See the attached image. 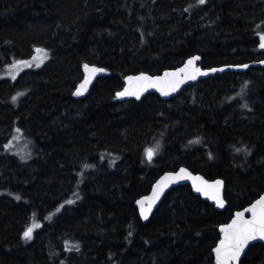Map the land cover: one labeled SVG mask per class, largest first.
Masks as SVG:
<instances>
[{
	"label": "trees",
	"instance_id": "16d2710c",
	"mask_svg": "<svg viewBox=\"0 0 264 264\" xmlns=\"http://www.w3.org/2000/svg\"><path fill=\"white\" fill-rule=\"evenodd\" d=\"M259 32L264 0H0V73L36 48L49 53L41 68L0 79V264L212 263L219 226L264 191V67L168 101L116 94L129 75L193 56L204 69L263 60ZM85 64L106 74L78 99ZM16 129L29 159L6 150ZM179 167L222 180L226 208L180 186L142 222L135 201ZM240 264H264V246Z\"/></svg>",
	"mask_w": 264,
	"mask_h": 264
},
{
	"label": "snow or ice",
	"instance_id": "6c2138e0",
	"mask_svg": "<svg viewBox=\"0 0 264 264\" xmlns=\"http://www.w3.org/2000/svg\"><path fill=\"white\" fill-rule=\"evenodd\" d=\"M200 4H204L205 0H198ZM259 27V26H258ZM260 44L259 47L264 49V32L258 33ZM36 53H44L46 58V51L44 49L37 48ZM199 57H192L189 59L185 66L177 69L174 72L165 71L162 76H149L144 73H141L138 76L127 77V81L129 82V87L124 88L123 91L117 92V97H125V96H135L137 99L140 98L142 92L146 91L148 88L157 89L161 95L167 96L170 92L176 91V89L180 86V84L184 83L185 80H195L197 75H206V72H202L200 68L196 67L194 62L198 60ZM33 60H41L38 56H34ZM27 64L25 61H17L15 65L11 67L15 68L16 65ZM30 66V65H29ZM39 67V63L36 65ZM85 78L79 84L76 91L73 93L75 96L83 95L84 91L87 90L88 84L91 82V77L97 72H103L104 69L89 67V65L85 64ZM240 67H247V65H242ZM223 69H220L222 71ZM211 71L215 72L217 69H211ZM16 76L13 75L12 79H15ZM24 93H17V96L23 95ZM15 102L17 97H12ZM246 107L247 105H243ZM17 132L20 129H16ZM199 138L194 141H190V143H199ZM7 148L8 145H5ZM157 148L159 145L156 146ZM237 151H241V149H237ZM145 154L149 160L152 159L154 155V149H146ZM92 167L91 165L85 164L84 168ZM190 177V174L187 173L186 169L181 168L178 173L175 174H166L164 178H162L161 182H158L157 185L153 188V195L151 197H145L141 200L137 201V204L141 206L140 214L144 219L148 218V212L151 211L152 204L159 198L160 193L163 191V188L167 186V182L173 181L175 179H184L185 175ZM193 179V186L195 187L197 192H205L206 194L209 191H212L211 198L217 200L219 206L223 207V202L219 200L218 195L215 194L218 191L219 185L222 183L217 180L214 184H208L207 181H203L200 177H195ZM201 181L200 185L196 184V181ZM19 199V197H17ZM145 200L149 201L147 207L144 206ZM68 203H72V201H68ZM244 212H248L251 214V218L246 219L244 217ZM35 227H39L38 224H33L26 228L23 233V237L28 240L32 238V233ZM220 232L223 234L222 239H220L218 245L213 249L215 253V264H232V262L238 260L241 256V253L244 251L245 247L249 244V241L256 240L259 238L260 240H264V195H261L259 199H257L250 207L245 209L244 211L237 212L235 214V218L231 221L230 224L221 226ZM131 235V233H129ZM68 242H66L67 245ZM72 247L78 250V245H72Z\"/></svg>",
	"mask_w": 264,
	"mask_h": 264
},
{
	"label": "water",
	"instance_id": "95a60500",
	"mask_svg": "<svg viewBox=\"0 0 264 264\" xmlns=\"http://www.w3.org/2000/svg\"><path fill=\"white\" fill-rule=\"evenodd\" d=\"M260 50L264 53V49L260 48ZM193 57H199V56H193ZM192 57L188 58L181 66H179L178 68H175V69H167V70H164L161 74L159 75H156V76H162L164 74L165 71H169V72H174L176 71L177 69L179 68H182L185 66L186 62L191 59ZM199 59L196 60L194 62L195 66L200 68L202 72H206L207 74L206 75H197L196 76V79L195 80H185L184 83L180 84V86L176 89V91L174 92H170L169 95L167 96H164V95H161V93L155 89V88H148L146 91L142 92L141 95H140V98L137 99L135 96H125V97H117V99L121 102H125V101H128V100H135V101H140L142 97L148 95V94H155L159 97L160 100L162 101H168V100H171L172 98L178 96L185 88L187 87H190V86H193L195 84H197L199 81L201 80H205V79H208V78H211V77H214L216 75H221V74H226V73H242L244 71H246L247 69L249 68H252V67H264V59L263 60H260L258 62H254V63H249V64H243V65H247V67H240L242 65H235V66H221V67H213V68H207V69H204V68H201L197 65ZM88 65V64H87ZM89 67H96V68H100V67H97V66H94V65H89ZM103 69V68H102ZM211 69H217V71L213 72L211 71ZM220 69H223L222 71H220ZM82 71V79L81 81L76 85V88L74 90V92L76 91L77 87L79 86V84L84 80L85 78V70H84V67H82L81 69ZM106 74V71L104 70L103 72H97L95 73L92 77H91V82L88 84L87 86V90L84 91L83 95H80V96H75L76 98L78 99H81L83 97H85L91 87L93 86V84L95 83V81L99 78V77H102ZM141 74V73H140ZM140 74H136V75H129V76H132V77H135V76H138ZM146 74V73H144ZM146 75H149V74H146ZM127 76V77H129ZM151 76V75H149ZM126 77V78H127ZM155 77V76H153ZM124 78L123 80V87L120 91H123L124 88L126 87H129V82L127 81V79ZM119 91V92H120ZM183 168V169H186L187 170V173L190 174V177L186 174L185 175V178L184 179H175L173 181H170V182H167V186L163 188V191L160 193L159 195V198L155 201V203L152 204V207H151V211L148 212V218L147 219H144L141 214H140V208L141 206L137 204V201L138 200H141L145 197H151L153 195V188L157 185L158 182H161L162 181V178H164L166 176V174H175V173H178L180 171V169ZM195 177H200L202 178L203 181H207L208 184H214L217 180H208L206 179L205 177H203L202 175L200 174H197V173H193L191 172L189 169H187L186 167H179L178 169H176L175 171H170V172H165L163 173L162 175H160L156 180L155 182L152 184L149 192L144 195V196H141L140 198H138L136 201H135V207L137 209V213H138V216L140 218V220L142 222H146L150 217L151 215L153 214V212L155 210H157V208L159 207L160 203L162 202L163 198L165 197V195L167 193H169L172 189H175L177 187H180V186H188L192 193L195 195V196H198L202 201L212 205L215 210L217 211H223L225 208H226V200L224 198V191H225V186H224V182L220 179H218L219 181H221L222 183L219 185V188H218V191L215 192L216 195H218V198L219 200H221L223 202V207L219 206V204L217 203V200L215 199H212L211 198V195L213 194L212 191H209L207 194L205 192H197L195 187L193 186V179L192 178H195ZM196 184L197 185H200L201 184V181L197 180L196 181ZM261 195H264V191L253 201L251 202L249 205H247L246 207L240 209V210H236L232 213V216L230 218V220L224 224H222L221 226H224V225H227V224H230L231 221L235 218V214L237 212H240V211H244L245 209H247L248 207H250L257 199H259V197ZM149 201L145 200L144 202V206L147 207ZM244 217L246 219H249L251 218V214L248 213V212H244ZM221 226H219L218 228V233H219V240L217 241L215 247L218 245L220 239H222L223 237V234L220 232V228ZM256 244H261L264 246V240H260L259 238H257L256 240H253V241H249V244L245 247L244 251L241 253V256L238 258V260L232 262V264H240L244 254L248 251V249L253 246V245H256ZM214 247V248H215ZM213 248V249H214ZM212 256H213V260H212V263L210 264H215V253L213 252L212 250Z\"/></svg>",
	"mask_w": 264,
	"mask_h": 264
},
{
	"label": "rangeland",
	"instance_id": "374dc122",
	"mask_svg": "<svg viewBox=\"0 0 264 264\" xmlns=\"http://www.w3.org/2000/svg\"><path fill=\"white\" fill-rule=\"evenodd\" d=\"M36 49L33 50V55H31V57L29 59L20 60V61L27 62V64L16 65V67L13 68V67H11V65L15 64L17 61H12V63L10 65L5 66L3 68V70H2V72L5 70L4 71V75L5 76H3L2 72H1L0 73V79L1 80H5L6 79V80L12 82L19 76V74H21L22 72H24L26 70H32V69L41 68V66H43L46 63L45 61L47 60V57H49V53H48L47 50L44 49L46 51V58H45L44 53H36V51H35ZM40 49H43V48H40ZM34 56L40 57L42 59V62H41V60H33ZM43 62H45V63H43ZM37 63H39V67L36 66ZM34 66H36V67L34 68ZM13 75L16 76L15 79H12ZM6 145H8L6 150L9 153L14 152L17 155H19V157H21L23 159H26V158L29 159L31 157V155H29L30 151H29V149L27 147L29 145V141L24 137V135L22 134L21 131L17 132L15 130ZM149 148H151V147H149ZM149 148H147V149H149ZM33 224H38V223L35 222V221H32L30 226H32Z\"/></svg>",
	"mask_w": 264,
	"mask_h": 264
}]
</instances>
